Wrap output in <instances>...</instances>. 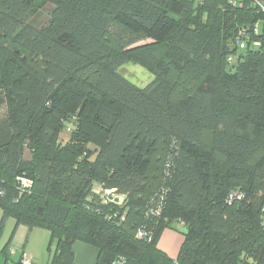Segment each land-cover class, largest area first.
Returning a JSON list of instances; mask_svg holds the SVG:
<instances>
[{
  "label": "trees",
  "instance_id": "obj_1",
  "mask_svg": "<svg viewBox=\"0 0 264 264\" xmlns=\"http://www.w3.org/2000/svg\"><path fill=\"white\" fill-rule=\"evenodd\" d=\"M0 109V229L50 264H264V0H0Z\"/></svg>",
  "mask_w": 264,
  "mask_h": 264
},
{
  "label": "crops",
  "instance_id": "obj_2",
  "mask_svg": "<svg viewBox=\"0 0 264 264\" xmlns=\"http://www.w3.org/2000/svg\"><path fill=\"white\" fill-rule=\"evenodd\" d=\"M2 220V211L0 210V225ZM179 226V225H178ZM0 229V264H19L21 253L27 252L34 256L33 264H50L51 252L49 250H34L31 248L32 237L35 233L34 228H29L23 224L17 223L12 218H6L2 221ZM171 230V229H170ZM46 231V230H45ZM47 232V231H46ZM47 239V248L49 245V232ZM178 237L175 242V249L169 253L164 246L157 243L160 251L169 258L176 259L183 241L182 228H178ZM13 249V254L10 253ZM74 260L76 264H95L97 259V250L92 246L76 242L72 247Z\"/></svg>",
  "mask_w": 264,
  "mask_h": 264
},
{
  "label": "rangeland",
  "instance_id": "obj_3",
  "mask_svg": "<svg viewBox=\"0 0 264 264\" xmlns=\"http://www.w3.org/2000/svg\"><path fill=\"white\" fill-rule=\"evenodd\" d=\"M231 59H232L231 64L236 65L237 58L232 57ZM120 74L123 75L132 84L140 88L147 85L153 78L152 74L139 64L124 65L120 69ZM4 116H5V110L0 109V119H3ZM60 138L63 142L67 141L68 133L67 132L62 133ZM176 227L177 228L171 229V230L164 229L160 233L158 241H157V243L161 246H164L165 249L169 253H171L172 250L175 249L174 245H175V242L179 234L178 233L179 226L177 225ZM33 231H35V233L32 237L31 248H33L34 250H52V246H51V249L47 248V239H48L47 232L48 231L46 232L44 229H40L37 227L34 228ZM24 253H27V252H24ZM27 254L30 255L32 263H34L35 261L34 256H32V254L30 253H27Z\"/></svg>",
  "mask_w": 264,
  "mask_h": 264
},
{
  "label": "built area",
  "instance_id": "obj_4",
  "mask_svg": "<svg viewBox=\"0 0 264 264\" xmlns=\"http://www.w3.org/2000/svg\"><path fill=\"white\" fill-rule=\"evenodd\" d=\"M137 236L141 237L143 234L139 232ZM13 252V249H10V253L13 254ZM21 264H33L29 254L24 252L21 253Z\"/></svg>",
  "mask_w": 264,
  "mask_h": 264
}]
</instances>
